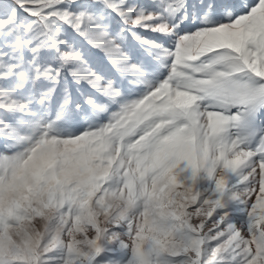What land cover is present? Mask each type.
<instances>
[{"label":"snow or ice","instance_id":"1","mask_svg":"<svg viewBox=\"0 0 264 264\" xmlns=\"http://www.w3.org/2000/svg\"><path fill=\"white\" fill-rule=\"evenodd\" d=\"M0 264H264V0H0Z\"/></svg>","mask_w":264,"mask_h":264}]
</instances>
